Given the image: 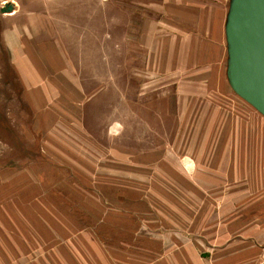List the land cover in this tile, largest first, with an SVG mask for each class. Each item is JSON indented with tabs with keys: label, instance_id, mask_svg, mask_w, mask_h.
<instances>
[{
	"label": "rangeland",
	"instance_id": "1",
	"mask_svg": "<svg viewBox=\"0 0 264 264\" xmlns=\"http://www.w3.org/2000/svg\"><path fill=\"white\" fill-rule=\"evenodd\" d=\"M224 1L229 10L230 0ZM53 11L50 20L59 21ZM19 20L12 27L24 37L13 46L36 51V58L61 47L86 84L104 87L84 90L90 96L80 114L76 105L77 112L71 109L74 90L60 101L58 92L45 97V90L3 81L0 71V233H18L14 225L28 230L30 223L35 233L19 231L22 239H49L43 229L90 221L101 239H128L132 250L148 257L189 241L196 256H211L208 264L219 257L234 264L235 253L237 264H264L263 115L242 99L245 106L234 116L220 110L201 113L207 120L177 122L169 86L140 88L139 81L149 78L123 71L124 26L108 33L91 18L76 25ZM135 29L128 33L131 46ZM29 31L34 40L27 42ZM9 44L0 43L3 69ZM10 163L17 167L6 168ZM6 252L0 248V255Z\"/></svg>",
	"mask_w": 264,
	"mask_h": 264
},
{
	"label": "crops",
	"instance_id": "2",
	"mask_svg": "<svg viewBox=\"0 0 264 264\" xmlns=\"http://www.w3.org/2000/svg\"><path fill=\"white\" fill-rule=\"evenodd\" d=\"M68 1L43 0L39 4L36 0H0V43L3 46L10 43L7 49L8 64L4 69L0 66V71L5 74L1 78L3 81L5 78L11 84L18 82L25 91L45 90V97H49L51 92L53 95L58 92L60 101L63 100V92L74 90V107L71 109L76 111L77 106L78 113L82 114L84 103L90 96L84 90L104 86L93 82L86 84L78 75L80 70L69 64L61 47L56 49L51 46L50 56H46L47 52L43 54L39 51L36 58V51L23 50V45L20 46L22 50L17 45L13 46L12 42L23 39L24 34H21L22 38L18 37L17 29L12 25L18 24L19 18L24 20L25 25L37 22H42L43 25H76L91 18L94 25H106L108 33L114 32L117 25L124 26L121 40L124 52L123 71L129 78L132 71L139 77L149 78L145 81L140 79V88L146 85L163 90L169 86L172 90V114L175 121L207 120L209 117L200 114H215L220 110L234 116V113L238 114L239 105L245 106L243 100L234 95L227 81L226 1L96 0L89 4L84 3V0H74V3ZM56 8L59 11V21L50 20ZM67 15L74 21H67ZM4 23L11 25V29H4ZM132 28H136V31L131 46L128 33H131ZM29 40H34L30 31L25 34V41ZM131 63L134 64L133 68ZM107 68H110L109 65ZM154 83L158 85H152ZM109 86L107 84L106 87ZM26 93L29 95V92ZM195 98L205 99L201 101L207 107L203 102H194ZM52 111L54 110L50 108V112ZM43 112L50 113L49 110ZM154 115L158 119L161 116L156 113ZM13 167H17L15 163L6 166ZM125 213L132 215L131 212ZM138 223L145 227L140 218ZM14 227L18 228V233H35V226L30 223L28 230H24L22 226H12ZM42 231L43 234H49V239L27 237L24 240L11 228L9 235L4 236L1 232L0 248L7 252L0 255V264H208L206 261L211 259L210 255L207 258L203 252L196 256L193 247L195 244L189 241L183 242L182 246L168 245L169 249L164 256L148 257L144 250H132L128 239L122 242L101 239L90 221L62 224L58 231L50 228ZM57 233L58 240L54 239ZM19 249L26 251L21 253L18 252ZM233 257L234 264H237L238 253ZM220 259L223 257L214 258L213 264L232 263V260Z\"/></svg>",
	"mask_w": 264,
	"mask_h": 264
},
{
	"label": "water",
	"instance_id": "3",
	"mask_svg": "<svg viewBox=\"0 0 264 264\" xmlns=\"http://www.w3.org/2000/svg\"><path fill=\"white\" fill-rule=\"evenodd\" d=\"M226 42L229 86L264 116V0H230Z\"/></svg>",
	"mask_w": 264,
	"mask_h": 264
}]
</instances>
